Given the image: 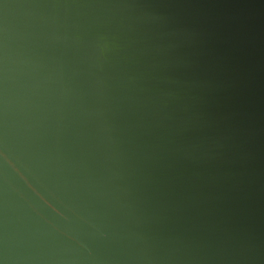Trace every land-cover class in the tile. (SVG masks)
<instances>
[{
	"label": "water",
	"instance_id": "95a60500",
	"mask_svg": "<svg viewBox=\"0 0 264 264\" xmlns=\"http://www.w3.org/2000/svg\"><path fill=\"white\" fill-rule=\"evenodd\" d=\"M0 264H264V0H0Z\"/></svg>",
	"mask_w": 264,
	"mask_h": 264
}]
</instances>
